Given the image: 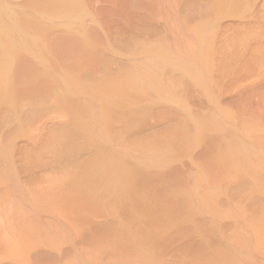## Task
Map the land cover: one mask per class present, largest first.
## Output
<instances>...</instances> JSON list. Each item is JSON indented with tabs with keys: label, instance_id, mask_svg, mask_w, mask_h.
Masks as SVG:
<instances>
[{
	"label": "bare ground",
	"instance_id": "bare-ground-1",
	"mask_svg": "<svg viewBox=\"0 0 264 264\" xmlns=\"http://www.w3.org/2000/svg\"><path fill=\"white\" fill-rule=\"evenodd\" d=\"M6 112L0 264H264V0H0Z\"/></svg>",
	"mask_w": 264,
	"mask_h": 264
},
{
	"label": "rangeland",
	"instance_id": "rangeland-1",
	"mask_svg": "<svg viewBox=\"0 0 264 264\" xmlns=\"http://www.w3.org/2000/svg\"><path fill=\"white\" fill-rule=\"evenodd\" d=\"M192 4H193V7H194V6H195L194 3H192ZM192 4H191V5H192ZM191 5H190V6H191ZM99 6H101V4H99ZM183 7H184V6H183ZM188 7H189V6H186L185 8H183V10L186 9V8H188ZM191 7H192V6H191ZM198 8H199V6H198V7L195 6V11H196V12H194V13L192 12V11L194 10V8L192 9V8L189 7L188 9H186V11L189 10L188 12H190V10H192L191 13H192V14H196V13L198 12V10H199ZM184 11H185V10H184ZM183 14H184V13H183ZM197 14H198V13H197ZM149 26H150V25H148V26L143 25L144 29H145V27H147V28H146V29H147V32H145L146 30H144L145 33L142 32V34H141V31L143 30V28H141V31L139 30L140 27L137 28L139 31H138L137 29H136V30H137V32H139L141 35H143V34L146 35L147 33H149V32L152 30ZM148 28H150V29L148 30ZM148 31H149V32H148ZM152 31H153V30H152ZM137 34H138V33H137ZM140 34H138V36H140ZM149 34L151 35V33H149ZM152 34H153V33H152ZM150 35H149V36H150ZM138 36L135 35V34H134V35H133V34H130V35H128L127 39L124 40V42H123L122 44L125 45V44H128V43H131L132 40H134V39L137 40V38H133V37H138ZM146 36H148V34H147ZM130 38H131V39H130ZM136 40H135V41H136ZM135 41H133V42H135ZM133 42H132V43H133ZM120 44H121V43H120ZM106 60H107V61H104V62H106V63H104L105 65H106L107 63L110 62L107 58H106ZM102 63H103V61H102ZM169 76H170L171 78L167 79V81H170V82H172L173 84H174V81H177V82H175V83H177L178 86H179V84H180L183 80L185 81V79H183V77H182V79H183V80H182V79L180 78V76H179V77H176V76L172 75V76H174L173 78L176 77V79H174V80H173V78H172V76H171L170 74H169ZM169 76H168V77H169ZM178 78H179L180 83L178 82ZM170 79L173 80V81H171ZM180 79H181V80H180ZM170 82H169V83H170ZM172 83H171V84H172ZM182 83H186V82H182ZM180 85H181V84H180ZM186 85H187V84H185V86H186ZM179 87H180L179 89H182V88L184 89L183 85H181V86H179ZM185 88H186V87H185ZM186 90H187V89H186ZM186 90H181V91H186ZM178 91H179V90H178ZM179 92H180V91H179ZM21 102H22V101H21ZM24 102H25V101H23L22 104H23ZM31 102H33V100H32ZM35 102L39 103L38 101H35ZM26 103H29V102H25L24 105H25ZM30 105L34 106V104H29V106H30ZM35 105H36V104H35ZM22 106H23V105H22ZM22 106H21V103H20V107H21V108H22ZM25 106H28V105H25ZM30 107H31V106H30ZM23 108H25V107H23ZM26 108H27V107H26ZM159 111H160V113H158V114H160V115H159L160 117L165 116V113H166V112H164L163 110H159ZM145 113H146V112H145ZM9 114H10V113H9ZM9 114H8L7 112H6V115H5V113L1 114V115H2V116L0 115V117H2L1 120H3V118H4L3 116H5V119H8V118H6V116L10 118ZM10 115H11V114H10ZM139 116H140V117H137V116H136V117H137V118H136V121L141 120V119H140V118H141V115H139ZM145 116H146V115H145ZM145 116H143V113H142V119H143V117L145 118ZM11 117H12V115H11ZM5 119H4V120H5ZM1 120H0V121H1ZM4 120L1 121V122H4ZM11 120H12V119H11ZM8 121L10 122L9 119H8ZM1 122H0V129H2V130H0V132H2L3 129L6 130L5 128H1V125H3V123H1ZM9 122H7V123L4 122V124H5L4 126L8 125ZM133 123H134V122H133ZM135 123H136V122H135ZM129 125H130V124H129ZM4 126H2V127H4ZM131 126H132V125H131ZM116 131L118 132L119 130H116ZM116 131H115V132H116ZM54 132H55V131L51 132V133L53 134V139H54V141H56V143H59V144H56V143L52 140V142L55 143V144L52 143L54 149L50 148L51 150H50V149L48 150V149L45 148V149H46V151H45V149L43 148L42 151H38L41 155H39V153H38L37 155L40 156L41 161L43 160V162H41L43 165H45V164L48 165L47 162H49V165H50V162H51V164H52V163H53L52 161H54V160L56 159L55 157H57V159H59L60 161H61V160H62V161H65V160L67 159L66 157H70L71 152H72V153H73V152L76 153V152L79 151V150L81 149V147H82L81 145H79L80 143H78V145H77V144H76L77 142H76V143L72 142L73 139L71 138V136L73 137V134L71 135L70 132H67V131H66V132H64V131L62 132V130H61V135H60V136H58V135H57L56 133H54ZM58 132H59V133H58ZM58 132H57V133L60 134V130H59ZM120 132H121V131H120ZM120 132H119V133H120ZM67 133H69V134H68L69 137L67 136ZM52 134H51V136H52ZM62 134H63L64 137L67 136L66 138H67L69 141H66V140H65L66 138H64V137L62 136ZM114 134L119 136L118 133H114ZM120 134H121V133H120ZM54 135H57L59 138L62 137L63 139L61 138V139H58V140H57V137L55 136V137H56V139H55ZM118 136H116V137H118ZM69 138L71 139V141H70ZM60 140H62V142H61ZM65 141H66V142H65ZM60 142H61V144H60ZM63 142H64V143H63ZM70 142L72 143L71 145H70ZM65 143H66L67 145H66ZM68 143H69V144H68ZM73 144H74L75 146H74ZM52 145H51V146H52ZM54 145H55V146H54ZM56 145L59 146V147L56 148V147H57ZM63 145H64V146H63ZM68 146H69L70 149H68ZM74 147H75V148H74ZM63 148H64L65 150H64ZM78 148H79V149H78ZM41 149H42V148H41ZM41 149H40V150H41ZM56 149H57V150H56ZM58 149H59V150H58ZM47 150H48V151H47ZM54 150H55L56 153L53 152ZM49 151H50V152H49ZM62 151H63V152H62ZM65 151H66V152H65ZM69 151H70V152H69ZM75 151H76V152H75ZM52 152L54 153V157H53V159L55 158L54 160H53V159L51 160V158H52V156H53V153H52ZM51 153H52V154H51ZM60 153H61V154H60ZM49 154H50L51 156H49ZM55 154H56V156H55ZM68 155H69V156H68ZM42 156H43V157H42ZM50 157H51V158H50ZM38 158H39V157H38ZM43 158H44V159H43ZM48 158H49L50 160H49ZM24 159H25V161H26V158H25V155H24V150L22 149L21 154H20V165L22 166V170H23V167L26 168V165H22V162L24 161ZM64 159H65V160H64ZM68 159H69V158H68ZM68 159H67V160H68ZM25 161L23 162V164L25 163ZM39 161H40V159H39ZM45 161H46V162H45ZM44 162H45V164H44ZM21 166H20V168H21ZM23 171H25V169H24Z\"/></svg>",
	"mask_w": 264,
	"mask_h": 264
}]
</instances>
